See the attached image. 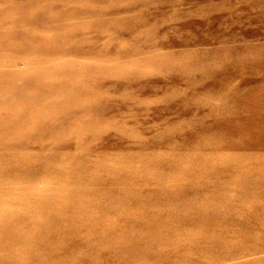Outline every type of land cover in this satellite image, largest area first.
I'll use <instances>...</instances> for the list:
<instances>
[{"label":"rangeland","instance_id":"rangeland-1","mask_svg":"<svg viewBox=\"0 0 264 264\" xmlns=\"http://www.w3.org/2000/svg\"><path fill=\"white\" fill-rule=\"evenodd\" d=\"M0 264H264V0H0Z\"/></svg>","mask_w":264,"mask_h":264}]
</instances>
